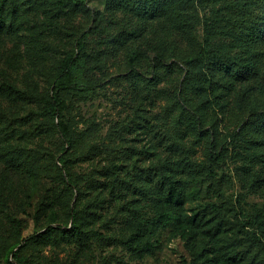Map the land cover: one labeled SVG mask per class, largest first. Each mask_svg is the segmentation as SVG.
I'll return each instance as SVG.
<instances>
[{
	"label": "rangeland",
	"instance_id": "374dc122",
	"mask_svg": "<svg viewBox=\"0 0 264 264\" xmlns=\"http://www.w3.org/2000/svg\"><path fill=\"white\" fill-rule=\"evenodd\" d=\"M80 1L78 9L75 0L5 5L0 75L21 95L0 94V147L17 156L0 158V264H16L10 251L32 235L22 248L32 264H264V39L248 49L235 37L261 27L264 0H245L226 17L232 35L212 38L211 52L239 60V75L212 55L196 64L205 23L221 4L177 0L168 16L143 20L135 0ZM85 31L82 75L101 87L67 96L69 143L38 97ZM183 83L192 89L191 115L203 109L201 136L168 99ZM212 133L225 149L219 162L209 152ZM56 163L66 180L41 171ZM153 168L193 183L184 213L215 206L234 228L214 238L154 226L165 190ZM71 210L87 221L84 247L56 230L71 228ZM148 242L158 248L147 252Z\"/></svg>",
	"mask_w": 264,
	"mask_h": 264
},
{
	"label": "trees",
	"instance_id": "16d2710c",
	"mask_svg": "<svg viewBox=\"0 0 264 264\" xmlns=\"http://www.w3.org/2000/svg\"><path fill=\"white\" fill-rule=\"evenodd\" d=\"M7 1L8 0H0V2H2L0 3V30H4L8 25H10L6 23L5 19V5ZM176 1L177 0H135V3L138 14L143 20H148L161 16H168L169 10L171 11V8ZM201 2L221 5L220 8L213 11L211 19L205 23L204 43L197 56V66L200 63H204L209 55H212L215 61L218 62V64L226 73L239 75L242 69L240 61L233 58H226L223 56V53L211 52V41L212 38L220 32L232 35L227 24H224L226 17L230 14L234 15L237 10L248 6V3L245 0H201ZM84 5L85 3L83 1L75 0V9H78L80 6ZM220 12H225V15L221 16ZM243 22L244 19H241L239 23L234 24V26L240 27L244 24ZM87 37L88 33L86 31L83 32L77 40L75 50L66 55L61 60L57 75L51 84L48 95L44 97H38L39 102L44 103L50 110V113L53 115L54 119L58 120L57 128L59 129L62 138L69 141V143V130L67 124L64 121L65 110L67 108V96L83 98L101 87V82L90 81V79L82 75V72L85 71L88 64V60L86 58L87 55L84 52V41L87 39ZM235 37L245 48H254L261 40L264 39V21L261 24V27L255 32L250 33L247 39H243L242 37L238 36ZM243 41H245V44ZM156 64H154V67ZM0 77L2 78V82L0 83V94L9 97L21 95V91L18 90L12 81L6 78L3 73H1ZM191 94L192 89L190 85L183 83L178 91L167 93V96L168 99L173 102V108L181 112L183 115H186V118H184L183 115L179 116V122L181 121L188 123L192 129L194 131H198L199 136H201V133L206 130L203 129L206 121L202 116L203 109H200L201 113L194 116L191 115V111L189 109V106H191L193 103ZM207 101H209V99ZM208 139H211L209 151L211 159L215 162H219L224 156L225 149L223 147L219 148L220 140L215 133L209 135ZM6 157L17 156H15L13 152L5 151L2 147H0V158ZM59 160L60 162H63L61 159ZM11 162L14 164V159ZM16 165L20 167L22 166V163L18 162ZM28 169L30 171L29 173L33 172L31 168ZM41 171L48 175H55L57 178L64 180H66V176H68V173H65L64 168L60 167L58 163H56L53 167L43 165L41 166ZM151 173L158 178V189L165 190L164 197L162 199V208L163 206L166 207V210H162V208L159 210L160 212H158L157 217L152 222L154 226H158L161 229H168L171 232L191 230L194 237L198 234V229H202L204 234L207 233L214 238H218L222 234L224 235L234 228L233 224H231V222L225 218L221 210L215 206L210 213H184L185 206L189 201L190 196L195 193V186L193 183H182L180 181L174 180L170 177V175L160 172L159 168L151 169ZM70 219L72 220L71 228H65L61 225L60 227L56 228V230H61L64 237L69 235L76 238V240L84 247L85 243L90 237V233L85 230L87 221L83 220L81 217H78L76 215V210L70 211ZM54 229V227H51L49 231ZM144 229L145 227L141 223L139 225L138 232H143ZM37 236L38 235H32L30 238L25 239L24 245H22L21 248L18 250L12 249L10 251V254L13 256L16 264H32L30 260L25 257L22 248L29 245ZM86 236L89 237L85 238ZM194 237L192 238L194 239ZM157 248V245H154V243L151 242H148L144 247L147 252L154 251Z\"/></svg>",
	"mask_w": 264,
	"mask_h": 264
}]
</instances>
